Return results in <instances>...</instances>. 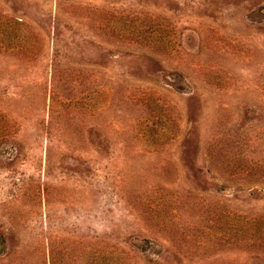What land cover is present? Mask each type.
Masks as SVG:
<instances>
[{"label":"rangeland","instance_id":"rangeland-1","mask_svg":"<svg viewBox=\"0 0 264 264\" xmlns=\"http://www.w3.org/2000/svg\"><path fill=\"white\" fill-rule=\"evenodd\" d=\"M0 264H264V0H0Z\"/></svg>","mask_w":264,"mask_h":264}]
</instances>
